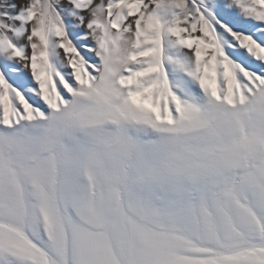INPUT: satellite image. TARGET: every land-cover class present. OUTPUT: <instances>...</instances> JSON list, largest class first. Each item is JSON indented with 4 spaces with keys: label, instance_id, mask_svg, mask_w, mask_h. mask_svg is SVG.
<instances>
[{
    "label": "snow or ice",
    "instance_id": "6c2138e0",
    "mask_svg": "<svg viewBox=\"0 0 264 264\" xmlns=\"http://www.w3.org/2000/svg\"><path fill=\"white\" fill-rule=\"evenodd\" d=\"M0 264H264V0H0Z\"/></svg>",
    "mask_w": 264,
    "mask_h": 264
}]
</instances>
